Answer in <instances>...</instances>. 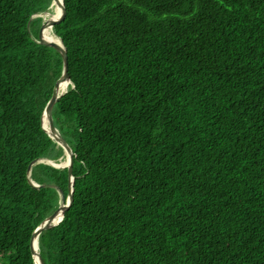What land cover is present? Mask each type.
Wrapping results in <instances>:
<instances>
[{"label": "trees", "instance_id": "obj_1", "mask_svg": "<svg viewBox=\"0 0 264 264\" xmlns=\"http://www.w3.org/2000/svg\"><path fill=\"white\" fill-rule=\"evenodd\" d=\"M63 2L52 115L74 191L45 263L264 264V0ZM50 3L0 0V264H34L67 192V166L27 175L64 155L41 122Z\"/></svg>", "mask_w": 264, "mask_h": 264}, {"label": "water", "instance_id": "obj_2", "mask_svg": "<svg viewBox=\"0 0 264 264\" xmlns=\"http://www.w3.org/2000/svg\"><path fill=\"white\" fill-rule=\"evenodd\" d=\"M55 2L61 6V13L57 19L48 18L41 23V25L39 26L38 31H37V41L42 43V44H45V45H48V46L55 48L60 53V55L62 57V71H61L60 76L57 78V80L54 83L52 93H51L49 100L47 101L46 105L44 106V109L42 111V116H41V122H42V128L50 135V137L57 143V145H59L63 149L64 154L66 155L67 152L71 153V158H69V163L65 162L63 164L55 163V162L51 161L50 159H47V161H46V162H48L54 166H57V167L67 166V192H66V194H64L63 190L59 186L55 185V187L58 189L59 194H60V203L53 212H51L48 216H46L36 226V228L33 230L32 234H31L29 247H30V252H31L32 258L34 260V264H37L36 263V255L38 256L39 264H46L45 261L43 260L42 256H41L39 250H38V245H37V250L34 247V239L37 238L41 232H43L44 230H47L49 228H52L53 226L58 224L63 219L64 213H65L64 211L62 212L60 217L58 216L57 219H55V216L58 214V211L62 205H65L67 207V209H69V207L72 204L73 191H74V176L72 174V169H73V162H74V158H75V152L73 151L72 147L68 144V142L65 140V138L61 135V133L59 132V130L55 126L54 120H53V115H52V108H53L54 103L66 91V88H65L63 91L59 92L60 87L65 82H68V83L70 82V77H69V73H68L67 52H66V48L63 44L62 39L55 32L54 33L58 36L60 42L46 41L42 38V32L46 26H51L53 29L54 26L56 24L60 23L64 18L65 6H64L63 0H61V1L51 0L49 7H51L52 4ZM53 31H54V29H53ZM44 117L46 118V124L45 125H44ZM42 159L43 158H37V159H34L33 161H31L29 163L28 169H27L28 177L30 176L29 173H30L31 165L35 162L44 161Z\"/></svg>", "mask_w": 264, "mask_h": 264}, {"label": "bare ground", "instance_id": "obj_3", "mask_svg": "<svg viewBox=\"0 0 264 264\" xmlns=\"http://www.w3.org/2000/svg\"><path fill=\"white\" fill-rule=\"evenodd\" d=\"M61 1V0H59ZM61 8V6L58 4V3H53L52 6H51V9L52 11L50 13H45L44 16L45 18H53V19H57L61 13V11L59 12V14H57L56 16H54L55 12L57 10H59ZM43 15V14H42ZM54 16V17H53ZM47 30V36L44 34V30ZM44 29H43V39L46 40V41H56V42H60L58 36L54 33L53 29L51 26H46ZM67 84L68 82H65L64 84H62V86L60 87V90L59 92L63 91L65 88H67ZM46 124V118L44 117V125ZM69 158H71V153L67 152L66 155H65V159H64V163L65 162H68L69 163ZM65 209H66V206L65 205H62L61 208L59 209L58 211V214L55 216V219L58 218V216L60 217L62 212L64 211L65 212ZM37 245H38V237L34 239V247L35 249L37 250ZM36 263L39 264V261H38V256L36 255Z\"/></svg>", "mask_w": 264, "mask_h": 264}, {"label": "rangeland", "instance_id": "obj_4", "mask_svg": "<svg viewBox=\"0 0 264 264\" xmlns=\"http://www.w3.org/2000/svg\"><path fill=\"white\" fill-rule=\"evenodd\" d=\"M51 11H52V9H51V7H49V9H48L47 11L41 13V14H43V15H42V16H43V17H42V18H43V21L47 19V18H45L44 14H45V13H50ZM47 159H48V158H43L42 160L47 161ZM64 159H65V154H64L63 156L59 157V159H58L59 162H55V163L63 164V163H64V162H63ZM51 161H53V160H51ZM53 162H54V161H53Z\"/></svg>", "mask_w": 264, "mask_h": 264}]
</instances>
